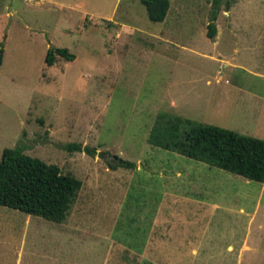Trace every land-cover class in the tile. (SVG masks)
Returning a JSON list of instances; mask_svg holds the SVG:
<instances>
[{
	"label": "rangeland",
	"instance_id": "rangeland-1",
	"mask_svg": "<svg viewBox=\"0 0 264 264\" xmlns=\"http://www.w3.org/2000/svg\"><path fill=\"white\" fill-rule=\"evenodd\" d=\"M168 2L153 23L137 0H0V155L20 144L80 182L59 224L0 207V264H264V218L237 261L243 222L192 220L172 200L220 182L223 199H207L264 205V185L147 143L163 118L264 140V0H219L212 39L213 0ZM51 49L73 59L47 66ZM114 157L134 169L108 168ZM156 212L170 222L162 260L146 253Z\"/></svg>",
	"mask_w": 264,
	"mask_h": 264
},
{
	"label": "trees",
	"instance_id": "trees-1",
	"mask_svg": "<svg viewBox=\"0 0 264 264\" xmlns=\"http://www.w3.org/2000/svg\"><path fill=\"white\" fill-rule=\"evenodd\" d=\"M137 1L144 7L150 22L160 23L164 20L169 7L168 0ZM218 1L212 2L213 11L206 25L208 39L215 35ZM56 56L68 61L73 59L65 49H51L46 52L44 63L51 66ZM1 59L0 48V64ZM147 143L246 181H264V140L210 125L163 118L150 130ZM64 148L67 152H82L89 157L95 153L94 148L78 144H67ZM113 159L114 164H107L112 170H132L135 167L132 162ZM79 187L78 180L61 174L56 166L25 155L24 147L20 144L1 152L0 207L59 224L65 220Z\"/></svg>",
	"mask_w": 264,
	"mask_h": 264
},
{
	"label": "crops",
	"instance_id": "crops-1",
	"mask_svg": "<svg viewBox=\"0 0 264 264\" xmlns=\"http://www.w3.org/2000/svg\"><path fill=\"white\" fill-rule=\"evenodd\" d=\"M216 31V30H215ZM216 38L219 37L220 32L217 29L216 31ZM215 38V39H216ZM213 44H216L214 42ZM227 63L226 61L224 62ZM243 69V68H242ZM244 70V69H243ZM251 75H258L254 72H250ZM227 173V172H226ZM213 175V174H212ZM175 178H180L181 174L180 172H175L174 174ZM264 185V181L262 183H259ZM187 186H189L188 192L184 191L180 195H173L172 200H176L178 197L185 199L189 202L188 212L182 211L183 213L174 212L172 213V224H176V222H184L181 219L183 218V214H189L188 217L194 220L195 216L199 218H205L208 219L210 217H213L216 211L222 212L221 214H218L219 220H231L232 222H243L244 223V232L241 233L239 237V241L237 242L236 246V258L237 261H240L242 258V255L245 251H248L250 247L247 246V242L250 240V233H251V227L254 223L257 216L260 220L264 218V205L261 204H254V205H245V204H238V203H223V202H217V201H211L213 199H207L205 196H215L214 198L218 201H221L223 199L224 194H226V189L223 187L224 184L220 182H216L214 184V188L212 187H206L204 186H198L196 183L188 182L186 183ZM198 186V187H196ZM191 191V192H190ZM220 193V195H218ZM222 198V199H221ZM262 211V212H260ZM187 212V213H186ZM188 218V219H189ZM237 223V222H236ZM148 227H155V240H154V247H150V249H146L147 256L153 257L157 260H162L165 257L164 254V247H165V238L166 234L170 228V222L168 219H166L165 214L158 212L155 213V215L150 219V223H145ZM257 227H260L258 225ZM202 236V235H201ZM201 238V237H200ZM146 243H148V240H146ZM226 252H232L234 251L231 244H227L224 248ZM151 253L154 252V255L151 256ZM192 253H194V249L191 250Z\"/></svg>",
	"mask_w": 264,
	"mask_h": 264
},
{
	"label": "water",
	"instance_id": "water-1",
	"mask_svg": "<svg viewBox=\"0 0 264 264\" xmlns=\"http://www.w3.org/2000/svg\"><path fill=\"white\" fill-rule=\"evenodd\" d=\"M102 157H103V156H102ZM102 157H101V158H102ZM139 167H140V166H139ZM140 168H141V167H140Z\"/></svg>",
	"mask_w": 264,
	"mask_h": 264
}]
</instances>
